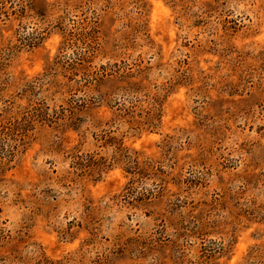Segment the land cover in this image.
<instances>
[{"label": "rangeland", "instance_id": "1", "mask_svg": "<svg viewBox=\"0 0 264 264\" xmlns=\"http://www.w3.org/2000/svg\"><path fill=\"white\" fill-rule=\"evenodd\" d=\"M0 264H264V0H0Z\"/></svg>", "mask_w": 264, "mask_h": 264}]
</instances>
